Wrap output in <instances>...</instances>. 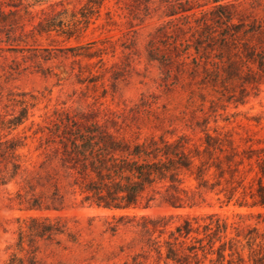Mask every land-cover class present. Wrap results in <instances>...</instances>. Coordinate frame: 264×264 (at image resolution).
<instances>
[{"label": "trees", "instance_id": "trees-1", "mask_svg": "<svg viewBox=\"0 0 264 264\" xmlns=\"http://www.w3.org/2000/svg\"><path fill=\"white\" fill-rule=\"evenodd\" d=\"M106 1L87 0V4L100 9ZM209 4L198 13L195 9L203 5L194 7L189 1L169 5L165 13L169 20L154 35L164 47L172 45L170 54L156 57L153 39L148 43L149 57L159 63L166 77L175 65L180 73L222 96L223 91L232 92L229 85L235 82L238 93L229 95L228 102L244 104L248 87L264 78V46L248 41L264 33V20L247 14L239 0H208L204 5ZM65 30L68 38L75 34L72 27ZM90 48L77 47L84 49L77 55L100 58L102 49ZM99 63H104L102 58ZM199 97L205 102L203 94ZM15 104L20 107L18 113L1 120L0 131L16 130L35 106L25 100ZM110 113L113 117L106 119L94 113H65L42 141L51 150L49 156L64 169L68 191L79 196L81 205L111 212L110 232L124 227L137 234L140 249L122 264H264V147H241L229 131H211L206 118L183 125L202 133L193 141L186 132L178 133L174 123L165 127L126 121ZM22 146L19 139L0 138V162H11L15 173ZM247 172H253V177L245 184L242 175ZM188 180L193 184L186 185ZM208 193L222 195L226 205L245 210L231 218L215 212L129 213L155 203L173 210L196 209L206 202ZM64 201L55 188L46 198L32 194L26 210L60 211L64 206L57 202ZM59 237L78 243L64 218L29 216L19 226L15 249L4 264H41L38 241Z\"/></svg>", "mask_w": 264, "mask_h": 264}, {"label": "rangeland", "instance_id": "rangeland-1", "mask_svg": "<svg viewBox=\"0 0 264 264\" xmlns=\"http://www.w3.org/2000/svg\"><path fill=\"white\" fill-rule=\"evenodd\" d=\"M186 1L194 7L203 5L195 9L197 13L212 5H204L208 0H107L97 9L90 8L87 0H0V121L18 113L17 101L35 104L16 130L10 134L0 131L2 140L16 138L23 144L16 173L11 162H0V264L14 251L19 226L33 215L60 216L78 237L76 244L64 237L38 241L41 264H122L140 249L133 229L120 227L110 232L111 212L81 205L79 196L68 191L64 169L49 156L51 150L42 141L65 113H94L106 119L113 117V111L126 121H150L165 127L174 123L178 133L186 132L193 141L202 133L183 125L206 118L211 131H229L241 147H264V78L259 85L248 87L245 103L236 106L228 99L238 93L237 83L229 85L232 92L223 91L222 96L180 73L175 65L166 77L159 63L149 57L148 43L153 39L151 49L156 57L170 54L172 45L164 47L154 32L169 20L165 16L169 5ZM239 1L247 14L264 20V0L253 5L251 0ZM48 25L53 27L45 31ZM67 27L75 31L71 38L63 33ZM248 41L264 46V33ZM85 45L91 51L102 49L104 63L98 57L78 56L84 49L76 48ZM244 165L247 170L248 163ZM251 177L253 172L242 175L245 184ZM55 188L65 199L63 204L57 202L64 206L60 211L26 210L32 194L46 198ZM223 201L222 195L208 193L206 202L196 209L173 210L155 203L129 213L215 212L231 218L245 210Z\"/></svg>", "mask_w": 264, "mask_h": 264}]
</instances>
